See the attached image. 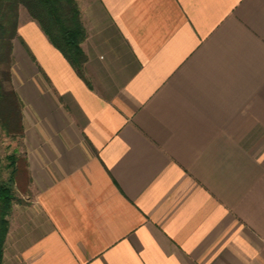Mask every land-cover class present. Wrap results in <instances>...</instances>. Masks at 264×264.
<instances>
[{
	"label": "crops",
	"instance_id": "1",
	"mask_svg": "<svg viewBox=\"0 0 264 264\" xmlns=\"http://www.w3.org/2000/svg\"><path fill=\"white\" fill-rule=\"evenodd\" d=\"M79 7L90 86L18 10L2 264H264V0Z\"/></svg>",
	"mask_w": 264,
	"mask_h": 264
},
{
	"label": "trees",
	"instance_id": "2",
	"mask_svg": "<svg viewBox=\"0 0 264 264\" xmlns=\"http://www.w3.org/2000/svg\"><path fill=\"white\" fill-rule=\"evenodd\" d=\"M23 6L30 18L38 23L49 42L64 56L86 83L84 65L87 56L81 43L86 38L80 10L76 0H0V127L11 137H23L22 102L12 87L11 70L14 63L12 41L17 37L18 10ZM7 82L9 87L4 86ZM8 180L0 181V264H2L4 241L8 231L6 219L15 199L11 183L30 182L24 158H14Z\"/></svg>",
	"mask_w": 264,
	"mask_h": 264
},
{
	"label": "rangeland",
	"instance_id": "3",
	"mask_svg": "<svg viewBox=\"0 0 264 264\" xmlns=\"http://www.w3.org/2000/svg\"><path fill=\"white\" fill-rule=\"evenodd\" d=\"M80 1L81 0H76L78 7L80 4ZM21 7H23V6H21ZM79 10H80V7H79ZM3 69L4 68L1 65L0 71H2ZM11 72H12V70H11ZM0 80H2V74H0ZM4 86L6 88L9 87L7 82H4ZM23 156H24V148L22 146L20 139L6 135L0 127V161H1V163H0V181L4 182L5 180L9 179L10 174H11V169H12L11 161L14 158H21L22 159ZM15 194H17V193H15ZM14 198H15V196H14Z\"/></svg>",
	"mask_w": 264,
	"mask_h": 264
},
{
	"label": "built area",
	"instance_id": "4",
	"mask_svg": "<svg viewBox=\"0 0 264 264\" xmlns=\"http://www.w3.org/2000/svg\"><path fill=\"white\" fill-rule=\"evenodd\" d=\"M0 163H1V161H0Z\"/></svg>",
	"mask_w": 264,
	"mask_h": 264
}]
</instances>
